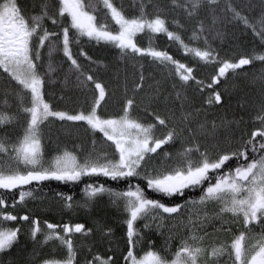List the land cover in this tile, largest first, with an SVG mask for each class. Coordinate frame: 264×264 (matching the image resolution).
<instances>
[{"label": "snow or ice", "instance_id": "obj_1", "mask_svg": "<svg viewBox=\"0 0 264 264\" xmlns=\"http://www.w3.org/2000/svg\"><path fill=\"white\" fill-rule=\"evenodd\" d=\"M132 4L138 14L129 16L122 5H116L115 0H54V3L52 0H40L41 11L25 17L17 0H0V70L18 86L11 92L5 91L4 95L15 98L19 113L25 118V124L21 125L22 135L17 138L16 143L8 145L0 139V190H19L18 199L11 205L15 207L33 197V190H25L24 186H30L34 182L37 185L44 181L68 183L78 182L82 177L94 176H103L111 181L138 178L146 182V189L140 183H129L123 191L113 190L103 184H87L84 188L85 206L87 202L105 193L113 204H122L123 212L127 216L124 221L128 243L125 264H199L202 258L206 262L209 259L216 261L225 255L231 264H264V231L258 236L252 234L253 226L264 225V116L257 117L262 126L252 131L248 139H242L241 146L236 150H217L213 155L207 149L201 151L199 144L192 143L183 146L174 156L163 152L160 163L148 167L153 156L159 155L164 146L178 139L185 128L190 136L194 135L193 130L187 128L193 114L183 111V92L179 89L176 91V99L181 100L182 109L179 120L185 125L179 131L175 126L168 127L169 119L173 117L166 119L155 111L149 113L154 117V123L144 124L134 118L131 115L136 104L134 97L126 99L119 117L103 118L98 114V108L106 98V89L92 75H86L81 70L72 48L86 38L88 42L102 43L117 49L122 58H150L153 63L167 68L170 75L174 70L182 85H187L190 81L202 85L204 82L196 79L192 67L155 46L156 37L163 34L170 43L178 45L193 59L203 64H219L217 73L212 77V82L206 85L207 88H212L219 82V78L225 77L229 72L235 73L254 61L264 62V54L251 58L241 56L235 62L222 60L204 34L206 29L203 21L193 30L190 41L202 39L205 47H194L191 43H186L178 31L169 29V21L162 15L163 9L157 0H132ZM218 4L219 0H170V5L181 8L188 18L196 16L202 7L207 6L213 13L212 27L219 20L215 15V6ZM149 6L154 9V14H149ZM49 8L55 9L54 14L49 13ZM221 11L231 12L233 19L242 21L245 27L251 28L264 39V14L257 21L261 25L257 31L256 24L251 23L248 17L233 7L231 0H228L226 8ZM45 20L51 21L57 30L46 27ZM171 23L177 28H183L178 19ZM141 34L147 35V47H141L137 42V37ZM221 35L219 31L216 32V36ZM45 47L48 49L49 60L47 65H43L46 71L41 72L42 49ZM56 52H62L66 61L70 62V70L77 74L80 86L86 89L89 83L94 85L90 110H80L74 114L57 111L45 100L43 89L46 77H50L57 70L52 62V56ZM79 54L91 59L83 48ZM144 79L141 74L134 92L142 88ZM155 95H159V89ZM221 102L222 96L219 92L212 93L206 101L208 105ZM3 105H8L7 99L3 101ZM51 118L61 122H83L93 133H102L105 141L114 145V154L110 157L108 153H98L93 148L81 161L75 152L64 150L46 160L41 127ZM19 119L18 115L0 111V127L18 122ZM228 123L224 121L217 125L212 122L211 133H207L204 124L199 127L206 134L214 135L218 127H227ZM157 126L167 129L162 138L156 135ZM249 153L254 157L251 160ZM233 159L237 161V165L229 168V162ZM196 189L201 191L198 199L189 198L183 203L171 206L147 195V191H151L163 197H182L186 190ZM57 195L64 201L65 208L73 207L71 196L63 193ZM211 203L218 205L214 216H209L204 211ZM6 207V201L0 194V252L10 249L17 242L20 232L19 228L3 227L4 222L17 220L16 215L5 211ZM184 209L189 210L185 226L189 228L190 234L181 240L180 246L172 254V259L168 260L151 248L138 257L134 251L140 242V230L136 228V223L145 220L148 222L144 224V228H151L155 223L159 229L166 218L165 214L168 217L180 215ZM192 209L196 211L193 212ZM227 214H230L232 223L239 224L242 230L238 235H233L230 242L213 243L210 250L203 247L205 237L199 235L196 225L202 227L205 221L217 219L221 221L223 228L228 223L225 219ZM19 219L28 221L30 217L23 215ZM45 225L42 229L38 220H32L33 241L38 234H42L43 245L53 243L66 249V257L63 260H46L44 264H75L78 250L72 237L74 234L86 236L91 229H85L81 223H65L61 226L45 221ZM110 231L107 230L105 234H110ZM227 231L230 232L231 229ZM111 261V257L104 259L97 255L92 260H87L86 264H111Z\"/></svg>", "mask_w": 264, "mask_h": 264}, {"label": "trees", "instance_id": "obj_2", "mask_svg": "<svg viewBox=\"0 0 264 264\" xmlns=\"http://www.w3.org/2000/svg\"><path fill=\"white\" fill-rule=\"evenodd\" d=\"M52 2L54 3V0ZM115 2L118 7L123 6L127 15L138 14L132 0H115ZM157 2L163 9L162 15L169 21V29L178 31L185 42L191 43L194 47H205L202 39L190 41L193 30L200 21H203L206 29L204 34L222 60L228 59L235 62L241 56L251 58L264 54V39L256 35L251 28L245 27L242 21L233 19L231 12L221 11L226 8L228 0H219V4L215 6V15L219 17V20L214 27H212L213 13L207 6L202 7L196 16L188 18L181 8L171 6L170 0H157ZM231 3L242 15L248 17L251 23L256 24L257 31L260 30L261 25L257 21L264 14V0H231ZM17 4L25 17L41 11L40 0H17ZM54 12V8H49L50 14ZM148 12L154 14V9L149 6ZM177 19L183 28H177L171 23L172 20ZM44 23L50 30H57L51 21L45 20ZM217 31L222 35L216 36ZM137 42L139 46L147 47V35H139ZM155 46L160 50H166L179 62L192 67L196 79L204 83L197 85L195 81H190L187 85H182L179 78L175 76L174 70L170 75L167 68L153 63L150 58H122L117 49L102 43L88 42L86 38H83L80 44H74L72 48L75 58L81 65V70L86 75H92L106 89V98L98 108V114L103 118L119 117L126 99L134 97L136 104L131 111L134 118L144 124L154 123V117L149 113L155 111L166 119L173 117L169 119L168 127L175 126L179 131L185 128V125L179 120L182 109L181 100L176 99V91L179 89L183 92V111L193 114L187 128H191L194 135L190 136L185 128L178 139L164 146L159 155L153 156L148 167L158 165L163 152H169L174 156L182 150L183 146L192 143L199 144L201 151L207 149L213 155L217 150L221 152L236 150L241 146L242 139H248L252 131L262 126L257 117L264 116V62L254 61L235 73L229 72L225 77L219 78V82L212 88H207L206 85L212 82V77L216 75L219 64H203L193 59L192 56L186 55L178 45L170 43L163 34L156 37ZM81 48L88 57H91L90 60L80 56ZM42 53L40 71L44 72L46 68L43 65H47L49 60L47 47L42 49ZM52 62L57 70L50 77H46L43 89L45 100L57 111L74 114L80 110H90L94 85L89 83L85 89L78 84L77 74L70 70V62L66 61L62 52L54 53ZM141 74L145 78L142 88L134 92L133 89L135 84L140 82ZM17 87L15 82L0 70L1 109L16 112L18 104L15 98L12 95L5 96L3 91H13ZM157 89H159L158 96L155 95ZM214 92L221 94L222 102L208 105L206 101ZM150 97L151 102H149ZM5 99L8 101L7 106L3 105ZM15 115L20 116L18 122L0 127V139L8 145L17 142V138L22 135L21 125L25 124V118L19 112ZM224 121L229 122L227 127H218L214 135L206 134L205 130L199 127L204 124L207 133H211L212 122L221 125ZM41 132L46 160H50L64 150L75 152L81 161L93 151V148L98 153H108L110 157L115 151L114 145L110 141L106 142L102 133H93L83 122H61L51 118L42 125ZM155 132L162 138L166 135L167 129L157 126ZM253 158V155L249 153V160ZM236 165L237 161L233 159L228 167L235 168ZM129 183L133 185L140 183L146 189V182L138 178L111 181L103 176L82 177L78 182L44 181L39 185L34 182L30 186H24L25 190H33V197H52V200L39 202L32 200L33 197H31L16 205L17 209L13 215L17 216V220L14 221L13 229H20L18 240L10 249L0 252V264H43L46 260H63L66 257V249L53 243L43 245L41 243L44 239L42 234H38L36 240L33 241L31 237L32 220H38L42 229L46 227L45 221L61 226L65 223H81L85 229H91L90 234L86 236L74 234L72 237L78 250L75 264H86L87 260H92L97 255L104 259L111 257V264H125L124 256L128 251V243L127 227L124 221L127 216L123 212L122 204L119 206L113 204L109 195L105 193L87 202L85 206L84 188L87 184H103L113 190L123 191L127 189ZM204 186L206 187L207 184ZM57 193L71 196L73 207L65 208L64 201ZM0 194L3 195L6 205L11 206L13 201L18 199L19 190L11 192L0 190ZM147 195L149 198L159 199L171 206L183 203L189 198L198 199L201 191L199 189L186 190L184 196L171 198L151 191H147ZM192 211L195 212L196 209ZM204 211L209 216H214L218 211V205L211 203ZM188 214V209L172 217L165 214L166 218L159 229L155 223L151 228L146 229L144 224L148 221H138L136 228L140 230V242L134 250L137 256L143 255L151 248L171 260L181 240L190 234L189 228L185 226ZM23 215H28L30 219L20 220L19 217ZM225 219L228 223L223 228H221V221L217 219L205 221L202 227L196 225L199 235L205 237L203 247L210 250L213 243L230 242L233 235L239 234L242 228L239 224L232 223L230 214H227ZM229 228L230 232L227 231ZM107 230H111L108 235L105 234ZM262 231H264V225L253 226L252 234L258 236ZM199 264H231V261L225 255L216 261L209 259L206 262L202 258Z\"/></svg>", "mask_w": 264, "mask_h": 264}, {"label": "rangeland", "instance_id": "obj_3", "mask_svg": "<svg viewBox=\"0 0 264 264\" xmlns=\"http://www.w3.org/2000/svg\"><path fill=\"white\" fill-rule=\"evenodd\" d=\"M5 91H7V90H4L3 92H5ZM2 92V93H3ZM8 92H11V91H9L8 90ZM0 111H3V112H6V113H8L9 115H12V114H16V112H19V108H17V110H16V112L15 111H13V112H10V111H8V110H4V109H1L0 108ZM52 197H45V196H34L33 198H32V200H38L39 202H41V201H48V200H52L51 199ZM18 206H20V205H18ZM15 209H17V206L16 207H12V206H8L7 205V207L5 208V211L6 212H8V213H11V214H13V212H15ZM14 221H8V222H4L3 223V227H5V228H12L13 229V225H14ZM254 243V242H253ZM44 264V263H43Z\"/></svg>", "mask_w": 264, "mask_h": 264}]
</instances>
